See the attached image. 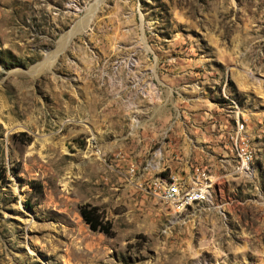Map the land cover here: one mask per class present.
<instances>
[{"label": "rangeland", "instance_id": "1", "mask_svg": "<svg viewBox=\"0 0 264 264\" xmlns=\"http://www.w3.org/2000/svg\"><path fill=\"white\" fill-rule=\"evenodd\" d=\"M0 264H264V0H0Z\"/></svg>", "mask_w": 264, "mask_h": 264}, {"label": "built area", "instance_id": "2", "mask_svg": "<svg viewBox=\"0 0 264 264\" xmlns=\"http://www.w3.org/2000/svg\"><path fill=\"white\" fill-rule=\"evenodd\" d=\"M231 152L235 156V161L233 166L238 172H248L247 160L248 153H251V148L249 144L244 140V135L237 134L233 140ZM165 177V176H162ZM189 183H201V191L199 193V198L202 197L203 193H210V188H212L214 181L212 179H206L199 173V170L192 172L185 177H175L171 176L169 178H159V184L156 185V190H163L167 195L172 196V206L173 210L175 205L183 203L186 198H179V190L184 185H189Z\"/></svg>", "mask_w": 264, "mask_h": 264}, {"label": "trees", "instance_id": "3", "mask_svg": "<svg viewBox=\"0 0 264 264\" xmlns=\"http://www.w3.org/2000/svg\"><path fill=\"white\" fill-rule=\"evenodd\" d=\"M165 176V173H162ZM78 212L83 222L92 230L101 232L107 236L113 235L111 223L104 218L102 213L96 206L88 203L81 204L78 207Z\"/></svg>", "mask_w": 264, "mask_h": 264}, {"label": "bare ground", "instance_id": "4", "mask_svg": "<svg viewBox=\"0 0 264 264\" xmlns=\"http://www.w3.org/2000/svg\"><path fill=\"white\" fill-rule=\"evenodd\" d=\"M250 154V156L252 155V153H248ZM199 193L200 191L197 190L196 188H190V189H183V190H179V198H186L184 200L183 203H179L177 205H175L177 208H181L184 206H187L191 203H194L196 201L199 200ZM161 194V197L163 198V200H165L166 202H170L172 204V196H169L166 194L165 191L163 190H159L158 195Z\"/></svg>", "mask_w": 264, "mask_h": 264}]
</instances>
